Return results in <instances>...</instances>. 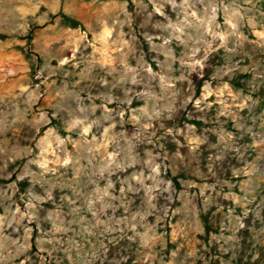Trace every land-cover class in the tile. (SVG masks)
<instances>
[{
	"label": "rangeland",
	"instance_id": "374dc122",
	"mask_svg": "<svg viewBox=\"0 0 264 264\" xmlns=\"http://www.w3.org/2000/svg\"><path fill=\"white\" fill-rule=\"evenodd\" d=\"M0 264H264V0H0Z\"/></svg>",
	"mask_w": 264,
	"mask_h": 264
}]
</instances>
